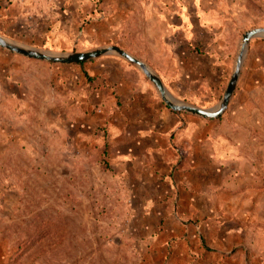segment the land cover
<instances>
[{"label": "rangeland", "instance_id": "1", "mask_svg": "<svg viewBox=\"0 0 264 264\" xmlns=\"http://www.w3.org/2000/svg\"><path fill=\"white\" fill-rule=\"evenodd\" d=\"M252 28L264 0H0L1 37L50 52L118 43L202 108L221 101ZM97 61L0 48V264H264V41L221 117L178 114L173 177L155 158L120 174L121 104L104 86L118 65L95 75Z\"/></svg>", "mask_w": 264, "mask_h": 264}, {"label": "crops", "instance_id": "2", "mask_svg": "<svg viewBox=\"0 0 264 264\" xmlns=\"http://www.w3.org/2000/svg\"><path fill=\"white\" fill-rule=\"evenodd\" d=\"M76 19H73V21ZM56 33L57 31L54 34ZM257 39L264 41V39ZM117 45L123 49V46L118 43ZM118 60L131 67L123 65ZM92 61H97L94 63L95 66L91 68L93 72L97 71L95 75L102 73V76H109L108 66L110 64L118 65V70L113 72L112 77L108 79L107 84L104 86L107 89L112 87L114 92L113 101L118 100L119 104H121L120 108H115L114 110L118 114V119H113L112 121V153L118 163L120 174L123 175L134 163L144 169L150 167L156 170L157 168L153 165L154 158L162 160L165 167H168L167 177L174 176V172H171L173 169H175V172L184 169L181 164L183 165V162L186 161L185 158L181 159L178 165H175L177 154L174 146L177 145L178 139H181L185 131L184 122H180L179 113L172 111L165 105L155 85L138 68L119 58V56L103 55L88 62ZM127 72L131 79L135 73V79L128 80L126 78ZM102 80L103 77L100 78V81ZM153 89L157 90L158 97L155 96L154 98ZM150 97H152V100L148 101Z\"/></svg>", "mask_w": 264, "mask_h": 264}, {"label": "water", "instance_id": "3", "mask_svg": "<svg viewBox=\"0 0 264 264\" xmlns=\"http://www.w3.org/2000/svg\"><path fill=\"white\" fill-rule=\"evenodd\" d=\"M242 37L243 42L237 54L234 71L228 81L225 94H223L219 104L213 108H202L193 104L190 105L177 101L170 95V92L163 84L161 78L146 63H143L136 57L124 51L118 45L99 47L98 49L88 52H50L38 50L37 48L27 46V44L16 42L8 38L5 39L0 36V48L27 57V59L46 62L48 64L56 63L77 65L97 59L103 55L119 56V58L138 68L144 74V76H146L151 81V83L155 85L160 93L159 95L161 99L172 111L176 113L184 112L191 115L194 114L199 117L212 120L221 117V115L226 111L229 102L237 89V81L240 75L243 59L245 57L247 48H249V43L251 39L256 37L264 39V28L249 29L242 34Z\"/></svg>", "mask_w": 264, "mask_h": 264}, {"label": "trees", "instance_id": "4", "mask_svg": "<svg viewBox=\"0 0 264 264\" xmlns=\"http://www.w3.org/2000/svg\"><path fill=\"white\" fill-rule=\"evenodd\" d=\"M83 63H80V64H78V65H82Z\"/></svg>", "mask_w": 264, "mask_h": 264}]
</instances>
